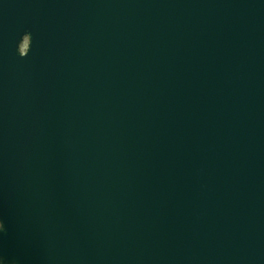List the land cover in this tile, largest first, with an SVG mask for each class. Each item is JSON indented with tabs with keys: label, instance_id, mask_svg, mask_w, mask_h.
<instances>
[{
	"label": "water",
	"instance_id": "water-1",
	"mask_svg": "<svg viewBox=\"0 0 264 264\" xmlns=\"http://www.w3.org/2000/svg\"><path fill=\"white\" fill-rule=\"evenodd\" d=\"M2 264H264V0H0Z\"/></svg>",
	"mask_w": 264,
	"mask_h": 264
},
{
	"label": "clouds",
	"instance_id": "clouds-1",
	"mask_svg": "<svg viewBox=\"0 0 264 264\" xmlns=\"http://www.w3.org/2000/svg\"><path fill=\"white\" fill-rule=\"evenodd\" d=\"M2 231H3V224L0 223V232H2ZM0 264H2V261H0Z\"/></svg>",
	"mask_w": 264,
	"mask_h": 264
}]
</instances>
